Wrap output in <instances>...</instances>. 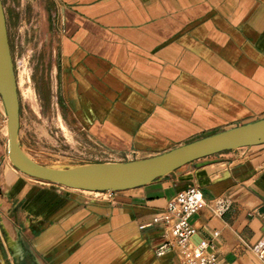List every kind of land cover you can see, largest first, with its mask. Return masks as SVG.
Returning <instances> with one entry per match:
<instances>
[{
  "label": "crops",
  "instance_id": "obj_1",
  "mask_svg": "<svg viewBox=\"0 0 264 264\" xmlns=\"http://www.w3.org/2000/svg\"><path fill=\"white\" fill-rule=\"evenodd\" d=\"M54 1L63 97L88 134L121 157L101 163L151 158L264 119V0ZM6 123L5 115L0 181L24 246L8 223L14 245L2 229L0 264H179L173 251L157 255L161 223L139 227L188 187L230 203L221 215L202 207L190 218L206 254L216 264H264L253 252L264 235V144L142 187L86 193L15 171Z\"/></svg>",
  "mask_w": 264,
  "mask_h": 264
},
{
  "label": "rangeland",
  "instance_id": "obj_2",
  "mask_svg": "<svg viewBox=\"0 0 264 264\" xmlns=\"http://www.w3.org/2000/svg\"><path fill=\"white\" fill-rule=\"evenodd\" d=\"M1 1L18 86L19 142L24 152L40 165L60 169L101 163L103 159L121 158L112 156L88 134L71 113L63 97L59 74L58 4L54 0ZM4 120L5 110L0 99L2 135ZM3 139L5 158L9 163L6 138ZM34 182L60 187L39 180ZM4 189L5 186L0 181V233L5 237V230L2 229L9 228L11 231V224L18 244L24 246L20 240V229L17 233L18 221L4 199ZM11 236L14 245L12 231ZM173 253L178 263L182 264L176 247Z\"/></svg>",
  "mask_w": 264,
  "mask_h": 264
},
{
  "label": "water",
  "instance_id": "obj_3",
  "mask_svg": "<svg viewBox=\"0 0 264 264\" xmlns=\"http://www.w3.org/2000/svg\"><path fill=\"white\" fill-rule=\"evenodd\" d=\"M0 98L7 116V154L12 166L36 180L70 189L96 193L130 190L145 186L200 159L264 144V119H261L141 160L94 163L65 169L50 168L34 162L23 152L19 142L18 87L1 0Z\"/></svg>",
  "mask_w": 264,
  "mask_h": 264
},
{
  "label": "built area",
  "instance_id": "obj_4",
  "mask_svg": "<svg viewBox=\"0 0 264 264\" xmlns=\"http://www.w3.org/2000/svg\"><path fill=\"white\" fill-rule=\"evenodd\" d=\"M229 205L230 203L226 199L206 202L198 188L188 187L171 198L157 218L139 228L143 229L154 223H161L165 243L158 249V256L174 251L176 247L182 264H216L215 258L205 252L207 243L198 237L196 230L189 221L202 207H209L213 209L215 214L221 215L228 209ZM253 252L262 261L264 260V235L253 248Z\"/></svg>",
  "mask_w": 264,
  "mask_h": 264
},
{
  "label": "bare ground",
  "instance_id": "obj_5",
  "mask_svg": "<svg viewBox=\"0 0 264 264\" xmlns=\"http://www.w3.org/2000/svg\"><path fill=\"white\" fill-rule=\"evenodd\" d=\"M18 87V86H17ZM1 99V98H0ZM2 101V100H1ZM3 104V103H2ZM4 107V106H3ZM5 115H6V113H5ZM6 119H7V116H6ZM6 128H7V123H6ZM21 149H22V147H21ZM23 150V149H22ZM23 152H24V150H23ZM25 153V152H24ZM26 154V153H25ZM27 155V154H26ZM28 156V155H27ZM29 157V156H28ZM30 158V157H29ZM7 159H8V161H9V163L11 164V162H10V160H9V157H8V154H7ZM33 160V159H32ZM34 161V160H33ZM35 162V161H34ZM11 166H12V164H11ZM51 168V167H50ZM15 169V168H14ZM56 169H60V168H56ZM15 171H17V172H19V173H21L20 171H18L17 169H15ZM22 175H24V176H26V177H29V176H27V175H25V174H23V173H21ZM29 178H31V177H29ZM31 179H34V178H31ZM34 180H36V179H34ZM47 183V182H46ZM63 187V186H62ZM68 189H70V188H68ZM72 190H76V189H72ZM77 191H83V190H77ZM84 192H86V193H96V192H89V191H84ZM107 193H110V192H107ZM206 250H207V247H206ZM168 253V252H167ZM166 254V253H165Z\"/></svg>",
  "mask_w": 264,
  "mask_h": 264
}]
</instances>
